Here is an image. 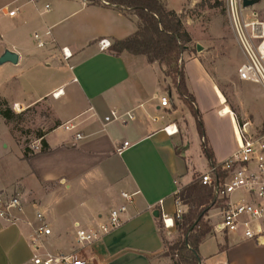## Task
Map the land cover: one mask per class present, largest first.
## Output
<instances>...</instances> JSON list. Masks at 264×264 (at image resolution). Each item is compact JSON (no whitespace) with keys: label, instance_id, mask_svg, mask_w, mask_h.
<instances>
[{"label":"crops","instance_id":"obj_1","mask_svg":"<svg viewBox=\"0 0 264 264\" xmlns=\"http://www.w3.org/2000/svg\"><path fill=\"white\" fill-rule=\"evenodd\" d=\"M162 1L182 14L191 0L178 7H171L172 0ZM261 4L264 0L256 5ZM16 9V15L10 16ZM138 26L134 13L88 0H0V58L7 50L18 56L16 63L0 64V99L15 113L46 103L51 124L39 131L34 145L17 139L10 126L2 129L9 135L4 146L18 147L16 159L24 170L20 167L9 182L0 179V190L18 191L23 204L17 224L0 217V264H34L32 242L40 224L38 212L53 229V235L43 240L52 245L51 251L78 249L77 228L105 222L110 211L123 203L122 192L136 193L122 225L81 249L83 255L92 264H173L166 255L159 223L162 211L174 215L176 194L199 172L196 166L187 165L193 144L190 129L197 128L186 106V113L183 107L174 109L182 100L168 84L164 63L150 62L145 55L124 52L115 56L101 50L100 40L124 39ZM38 31L43 45L36 41ZM231 39L238 45L233 31ZM63 48L72 58L64 60ZM237 50L244 59L239 45ZM185 69L214 159L222 162L237 150L239 129L246 123V129H255H250L251 121L240 113L242 107L235 111L225 99L203 57H189ZM258 88L264 95L262 86ZM166 94L171 106L165 108L160 98ZM180 114L185 128L177 121ZM120 115L124 118L115 117ZM0 116L4 123L12 122ZM71 125L74 128H65ZM168 125L177 127L178 133L168 134ZM43 142L45 152L24 157L26 146L32 149ZM125 142L130 146L119 153ZM212 237L200 245L203 264L227 255L235 244L231 238L241 240L237 234L218 235L220 240L211 245ZM222 263L231 264L215 262Z\"/></svg>","mask_w":264,"mask_h":264},{"label":"built area","instance_id":"obj_2","mask_svg":"<svg viewBox=\"0 0 264 264\" xmlns=\"http://www.w3.org/2000/svg\"><path fill=\"white\" fill-rule=\"evenodd\" d=\"M36 3L38 0H30ZM225 7L229 21L234 32L237 43L242 51L244 60L237 69L238 79L248 83L259 84L264 91V19L256 10V6H244V0H225ZM50 9V4L45 5ZM19 10L10 11V16L16 15ZM36 39L43 45L41 36L36 33ZM101 50H108L112 41L102 39L99 42ZM64 60L72 58V53L62 49ZM61 91L54 94L57 96ZM162 107H170L169 95L160 98ZM25 109L19 110L18 113ZM132 118L131 113H127ZM123 119V115L115 116ZM124 121H126L124 119ZM247 123L239 129L238 148L226 160L209 165L208 170L200 175L205 185H215V198L212 209H217L215 221L211 233L215 236H230L237 234L241 240H254L257 244H264V131L251 132L246 129ZM171 125L165 127L170 134H177L179 129H170ZM66 129L74 128V125L66 126ZM83 136L77 133V138ZM130 146L125 142L118 152ZM33 151H40L41 144L32 147ZM136 193L122 192L123 203L113 208L107 220L100 223L98 227H78L76 231V244L78 249L70 252H53L43 242L46 237L53 235V229L46 221L45 216L40 212L37 217L40 224L36 227L33 242L34 264H92L81 249L91 245L104 235L120 227L123 223V214L128 206L134 202ZM161 204V203H160ZM182 200L176 197V210L173 216L163 213L161 224L163 230L172 231L176 223L186 212ZM211 209V210H212ZM210 210V211H211ZM209 211V212H210ZM23 213L22 198L18 191L0 190V217L12 224L20 221V214ZM207 219L211 220L210 216Z\"/></svg>","mask_w":264,"mask_h":264},{"label":"rangeland","instance_id":"obj_3","mask_svg":"<svg viewBox=\"0 0 264 264\" xmlns=\"http://www.w3.org/2000/svg\"><path fill=\"white\" fill-rule=\"evenodd\" d=\"M183 1L172 0L171 7H178ZM255 8L264 19V5H256ZM182 15L185 25L192 36V42L188 45L187 51L183 56L184 61L192 56L203 57L215 82H220V89L233 110L236 111L239 108L241 110L242 107L240 113L251 121L250 129H255L253 132L264 131V95L258 88L260 86L259 84H251L238 79L237 69L244 59L238 53V45L231 39L233 30L225 7V0H198L197 3H193L191 0L182 10ZM40 33L38 34L40 35ZM41 40L44 42L42 36ZM36 41L38 42L37 39ZM198 44L202 46V50L200 51L197 49ZM168 84L173 85L170 78ZM185 106L184 103L179 101L178 105L174 106V109L180 111L182 110L181 107H183V110H185L184 113H186L187 106ZM180 115L182 116H179L177 121L179 119L178 122L185 128L184 115ZM11 121V123L5 122L7 124L6 126L0 116V179L3 182H9L16 174V171H19L20 167V171H23L24 164L18 162L16 159V154L19 151L17 146H4V141L7 144L9 143V135L2 129H7L10 126L14 129L17 139H21L25 145H34L39 131L41 129L51 128V124H49L50 109L44 103L37 107L28 108L20 112V114L17 112ZM182 130L184 133L188 131V129ZM190 138L193 144L192 150L189 152L190 162L187 160V165L190 167L191 165L196 166L199 170V172L196 171L193 173L194 177L202 174V171H207L208 166L206 156L202 151V143L200 142L197 129H190ZM179 151L182 152L180 149ZM216 213L217 209H212L209 212L208 215L211 217L210 222L216 220ZM163 235L166 237L168 245H170L180 237L181 232L175 228L170 233L163 230ZM211 235L213 234L211 233ZM212 238L213 240L210 241L212 243L211 245H214L213 243H217V240H220V238L214 235ZM235 240L231 238L230 242L235 244L230 248L227 255L225 254L220 258H213L215 260H210L209 264H215L219 260L223 262L230 261L231 264L233 260L235 264H264V244L259 245L250 239ZM47 246L52 247L50 243H47ZM167 251L168 246L166 247Z\"/></svg>","mask_w":264,"mask_h":264},{"label":"trees","instance_id":"obj_4","mask_svg":"<svg viewBox=\"0 0 264 264\" xmlns=\"http://www.w3.org/2000/svg\"><path fill=\"white\" fill-rule=\"evenodd\" d=\"M88 2L94 5L115 6L138 17V30L124 39L112 41L108 49L109 53L115 56H120L124 52L145 55L150 62L159 61L166 65L167 75L176 88L179 98L195 119L202 151L209 165H214L217 161L209 145L203 116L196 97L188 85L183 56L192 42V37L183 23L182 14L169 9L162 0H88ZM0 114L11 121L17 113L0 99ZM46 150L47 144L43 142L39 152ZM176 150L178 154H182L179 149ZM33 153L29 146L25 147L26 159ZM200 175L194 176L193 180L181 187L176 194V197L187 205V211L176 223V229L181 232L180 237L168 245L163 235L164 243L166 247L168 246L166 255L171 257L173 264H203L200 245L211 235L212 225L207 216L215 198V185H205ZM159 227L163 230L161 223Z\"/></svg>","mask_w":264,"mask_h":264},{"label":"water","instance_id":"obj_5","mask_svg":"<svg viewBox=\"0 0 264 264\" xmlns=\"http://www.w3.org/2000/svg\"><path fill=\"white\" fill-rule=\"evenodd\" d=\"M260 2V0H244V6L248 7V6H254L256 4H258ZM197 49L198 51L202 50V46L201 45H197ZM18 59V56L16 53L7 50L4 55L0 58V64L4 63V62H13L16 63ZM155 215H158V212L155 213Z\"/></svg>","mask_w":264,"mask_h":264}]
</instances>
